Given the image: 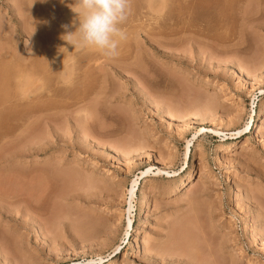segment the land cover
Wrapping results in <instances>:
<instances>
[{"label":"rangeland","instance_id":"1","mask_svg":"<svg viewBox=\"0 0 264 264\" xmlns=\"http://www.w3.org/2000/svg\"><path fill=\"white\" fill-rule=\"evenodd\" d=\"M74 2L0 0V264H264V0Z\"/></svg>","mask_w":264,"mask_h":264},{"label":"clouds","instance_id":"2","mask_svg":"<svg viewBox=\"0 0 264 264\" xmlns=\"http://www.w3.org/2000/svg\"><path fill=\"white\" fill-rule=\"evenodd\" d=\"M71 7L78 25L77 20L62 24L61 39L81 50L95 48L107 59L118 57L120 45L127 39L122 25L131 14V0H75ZM70 27L75 31H69Z\"/></svg>","mask_w":264,"mask_h":264},{"label":"bare ground","instance_id":"3","mask_svg":"<svg viewBox=\"0 0 264 264\" xmlns=\"http://www.w3.org/2000/svg\"><path fill=\"white\" fill-rule=\"evenodd\" d=\"M150 171V168L149 169H147L146 171H143L142 173L144 174V173H148ZM158 172H161L160 170L158 171ZM137 184H138V180L136 179V180H134L133 182H132V186H131V188L129 189V193H130V198H129V202H128V204H130V206H129V209L128 210H130V208H131V206H132V201H133V198H134V195H135V192H136V189H137ZM130 212V211H129ZM132 218V217H131ZM129 222H128V225L129 226H131V224H132V220L129 218V220H128Z\"/></svg>","mask_w":264,"mask_h":264}]
</instances>
